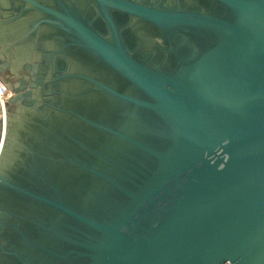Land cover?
Masks as SVG:
<instances>
[{"label":"water","instance_id":"95a60500","mask_svg":"<svg viewBox=\"0 0 264 264\" xmlns=\"http://www.w3.org/2000/svg\"><path fill=\"white\" fill-rule=\"evenodd\" d=\"M0 264H264V0H0Z\"/></svg>","mask_w":264,"mask_h":264},{"label":"built area","instance_id":"2783aa9c","mask_svg":"<svg viewBox=\"0 0 264 264\" xmlns=\"http://www.w3.org/2000/svg\"><path fill=\"white\" fill-rule=\"evenodd\" d=\"M11 97L10 91L6 86H3L2 79L0 78V110L2 109L4 103Z\"/></svg>","mask_w":264,"mask_h":264},{"label":"flooded vegetation","instance_id":"af4514ba","mask_svg":"<svg viewBox=\"0 0 264 264\" xmlns=\"http://www.w3.org/2000/svg\"><path fill=\"white\" fill-rule=\"evenodd\" d=\"M7 89H8V87H7ZM9 90V89H8ZM10 91V90H9ZM11 93V92H10Z\"/></svg>","mask_w":264,"mask_h":264}]
</instances>
